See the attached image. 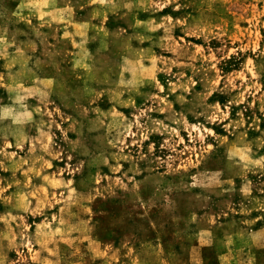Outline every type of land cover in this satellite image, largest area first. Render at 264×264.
<instances>
[{
    "label": "rangeland",
    "instance_id": "1",
    "mask_svg": "<svg viewBox=\"0 0 264 264\" xmlns=\"http://www.w3.org/2000/svg\"><path fill=\"white\" fill-rule=\"evenodd\" d=\"M0 264H264V0H0Z\"/></svg>",
    "mask_w": 264,
    "mask_h": 264
}]
</instances>
